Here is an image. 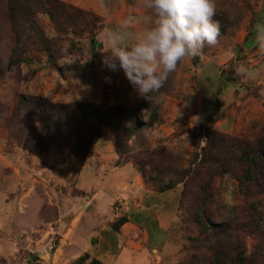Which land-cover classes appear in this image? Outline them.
I'll list each match as a JSON object with an SVG mask.
<instances>
[{
  "label": "rangeland",
  "instance_id": "1",
  "mask_svg": "<svg viewBox=\"0 0 264 264\" xmlns=\"http://www.w3.org/2000/svg\"><path fill=\"white\" fill-rule=\"evenodd\" d=\"M55 1L66 15L35 16L52 40L50 51L34 48L24 64L10 68L11 46L0 50V264H75L85 254L90 258L83 264H182L203 238L184 193L202 162L208 130L244 142L264 138V53L255 40L264 0H215L217 43L179 63L151 100L139 96L123 72L103 66L109 50L98 39L130 15L138 21L131 25L135 32L149 27L144 0ZM41 2L40 12L52 7ZM29 95L55 104L139 108L142 124L154 113L158 121L138 131L123 157L108 129L85 158L44 151L16 111ZM140 156L159 158L169 172L191 173L161 192L149 178L168 185L172 173L149 166L145 179L134 165ZM212 190L218 223L241 217L245 201H252L229 173L217 177ZM124 216L129 223L114 231Z\"/></svg>",
  "mask_w": 264,
  "mask_h": 264
},
{
  "label": "trees",
  "instance_id": "2",
  "mask_svg": "<svg viewBox=\"0 0 264 264\" xmlns=\"http://www.w3.org/2000/svg\"><path fill=\"white\" fill-rule=\"evenodd\" d=\"M49 5L52 7L44 6L40 12L41 0H0V50L6 44L11 46L7 60L10 68L24 64L34 48L51 50L52 40L39 28L35 16L46 12L54 20L57 12L66 15V7L56 5L55 0H49ZM16 111L27 119L23 125L30 137L42 144L44 151L54 150L60 154L68 151L83 158L92 141L100 138L105 129L114 133L117 153L123 157L138 131L158 121L154 113L153 120L142 124L139 108L110 106L99 109L81 102L55 104L31 95L21 98ZM207 138L202 162L185 184L187 191L184 193L193 205V220L203 230V238L196 240L193 254L182 264H264V209H261L264 208V138L244 142L211 130ZM134 165L145 179L149 176V166L169 172L159 158L140 156ZM170 172L172 178L168 185L164 178L150 177L149 180L158 181L161 192H166L184 183L191 169L183 173ZM228 173L235 177L252 201H245L241 217L218 223L211 208L212 189L217 177ZM129 220L127 216L120 218L113 225L114 231H119ZM250 239L256 244L249 246ZM89 258L85 254L75 264H83ZM91 264L104 263L93 259Z\"/></svg>",
  "mask_w": 264,
  "mask_h": 264
},
{
  "label": "clouds",
  "instance_id": "3",
  "mask_svg": "<svg viewBox=\"0 0 264 264\" xmlns=\"http://www.w3.org/2000/svg\"><path fill=\"white\" fill-rule=\"evenodd\" d=\"M144 6L149 13L145 30H132L138 21L130 15L98 39L109 50L103 66L123 72L134 91L151 100L179 63L217 43L220 25L214 20L215 0H144ZM255 34L258 50L264 53V23L255 25Z\"/></svg>",
  "mask_w": 264,
  "mask_h": 264
},
{
  "label": "crops",
  "instance_id": "4",
  "mask_svg": "<svg viewBox=\"0 0 264 264\" xmlns=\"http://www.w3.org/2000/svg\"><path fill=\"white\" fill-rule=\"evenodd\" d=\"M40 157H38V159H39ZM118 178V177H117ZM99 184H101V183H99ZM128 224V223H127Z\"/></svg>",
  "mask_w": 264,
  "mask_h": 264
}]
</instances>
